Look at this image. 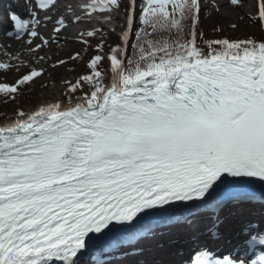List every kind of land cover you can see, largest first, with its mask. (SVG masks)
Returning a JSON list of instances; mask_svg holds the SVG:
<instances>
[{
    "label": "snow or ice",
    "instance_id": "6c2138e0",
    "mask_svg": "<svg viewBox=\"0 0 264 264\" xmlns=\"http://www.w3.org/2000/svg\"><path fill=\"white\" fill-rule=\"evenodd\" d=\"M33 2L52 35L37 30L36 10L30 20L9 13L32 59L0 61V73L27 69L0 82L5 103L45 75L51 57L38 53L69 24L108 26L117 42L107 44L103 27L79 30L82 47L50 65H83L62 80L63 99L0 125V264H79L90 248L125 264L146 242L164 251L166 229L195 234L211 220L219 239L226 208L264 216V36L205 38L201 13L219 12V0H69L64 12L59 0ZM223 6L239 11L244 0ZM251 9L239 19L264 33V0ZM256 227L242 232L244 258L205 254L193 264H264V233L248 231Z\"/></svg>",
    "mask_w": 264,
    "mask_h": 264
},
{
    "label": "bare ground",
    "instance_id": "6f19581e",
    "mask_svg": "<svg viewBox=\"0 0 264 264\" xmlns=\"http://www.w3.org/2000/svg\"><path fill=\"white\" fill-rule=\"evenodd\" d=\"M61 6L58 9L59 12H64V5L69 2V0H61ZM73 5H78L81 2H86V0H71ZM219 3L222 5L220 9L221 17H229L233 20L239 19L242 13H248L252 15L251 0H244V6L239 11L234 10L230 7H224V0H219ZM75 10H79L76 8ZM21 17V14H19ZM54 18H55V14ZM67 15V14H66ZM44 13H38V18L41 19V24L38 26V31L40 34L45 35L46 37L52 35V27L53 24L51 21L45 22L43 21ZM32 17L27 16L24 19H31ZM238 25V24H237ZM93 25H89L87 21H83L79 24H69V27L60 33V42L57 44H50V46L40 53L39 55H44L47 57H51V59L59 54H64L72 49L75 45L74 39L76 33L83 29L88 28ZM239 26V25H238ZM13 33L7 39L5 38L3 42L0 41V52L2 54H7L9 59L13 55H19L22 60L27 63L32 58L28 56L27 53V36L24 35L20 39H16V32L12 29ZM10 33L7 32L6 35ZM5 35V36H6ZM67 41V42H65ZM39 41H36L38 43ZM11 60V59H10ZM50 60V59H49ZM47 60V61H49ZM13 63L17 64L19 61H13ZM56 91V89H55ZM54 94L53 89H49L46 93L42 94V99H49ZM47 104V103H46ZM232 210H238L236 215H231L227 219V221L223 218L224 213H221V218L223 219V223L219 225L218 234L219 239H216L210 235V229L212 228L213 222L211 220H206L204 223L200 225L199 230L196 232V237H191L188 231L186 235H180V232L184 230L179 229H171L165 230L168 232V235L164 238L165 249L164 251H158L155 248V244L152 242H146L143 246L146 249V252L143 256H140L137 259L125 261V264H180L182 260L185 259L186 255L190 251V249L194 246H197L199 243L203 247H226L228 245L241 246L244 245V241L248 238L246 235H243L242 232L245 229L246 225L250 223L258 224V227L249 229L248 231L255 233H264V216L260 214L259 209H257L253 213L245 212L241 214V209L238 207H230ZM171 240V243L168 241ZM260 246H257L259 248ZM209 250V248L207 249ZM119 258V255H115ZM97 260H102L99 258L94 259V262ZM119 259L109 258L108 262L111 264H116Z\"/></svg>",
    "mask_w": 264,
    "mask_h": 264
},
{
    "label": "rangeland",
    "instance_id": "374dc122",
    "mask_svg": "<svg viewBox=\"0 0 264 264\" xmlns=\"http://www.w3.org/2000/svg\"><path fill=\"white\" fill-rule=\"evenodd\" d=\"M253 3V0H251ZM201 19L202 23L201 26L206 31H208L207 37H219L222 35L230 34L237 37H248L255 34L260 33V29L258 25H254L250 23L246 18L244 20L241 19H231L229 17L223 18L221 17L220 12H216L214 9L208 8L204 9L201 13ZM236 23L239 26L233 30L230 25L231 23ZM215 28H220L223 30V33H217L214 31ZM80 47L79 44H76L72 49H70L68 52L64 54H60L59 56L53 58L50 60L46 66V72L43 77L36 80L34 84H31L30 86L26 87L28 93L25 96V99L21 98L20 100L14 102V103H4L0 107V122H3L4 120L10 119L11 116H13L14 110L24 109L26 111H29L33 109L36 106L45 104V102L50 103L55 101L56 99H63L62 93L64 91V85L62 83V80L64 78L68 79H74L78 73L82 72L84 69L81 67V69L77 72L69 71V69H72V66L69 64L65 65L63 68L59 69H51L50 65L55 62L57 58H63L68 59V55L78 50ZM0 61L10 62L12 63L8 58H3L0 56ZM77 66V65H75ZM74 67V66H73ZM27 71L26 68H21L20 72L15 71L13 69L12 71H9L7 73H0V82H8L12 83L14 79H16L21 73ZM49 89L54 90V94L49 99H42V94L46 93ZM56 89V91H55Z\"/></svg>",
    "mask_w": 264,
    "mask_h": 264
}]
</instances>
